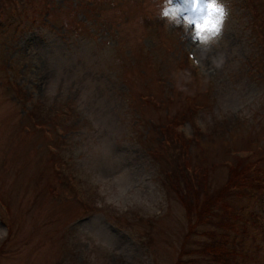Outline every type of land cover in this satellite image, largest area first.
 <instances>
[{
  "label": "rangeland",
  "instance_id": "rangeland-1",
  "mask_svg": "<svg viewBox=\"0 0 264 264\" xmlns=\"http://www.w3.org/2000/svg\"><path fill=\"white\" fill-rule=\"evenodd\" d=\"M17 1L0 20V264H174L187 221L159 175L183 160L222 161L227 147L254 142L264 154V19L250 8L264 17V0H221L219 33L199 38L189 20L200 14L184 11L183 0ZM185 42L207 76L197 118L209 133L180 147L161 128L200 90L183 64ZM7 58L14 82L50 106L63 138L58 157L25 118L31 100L23 107L8 88ZM228 176L217 168L212 186ZM227 202L264 217V194ZM242 242L246 257L235 264H264L253 228Z\"/></svg>",
  "mask_w": 264,
  "mask_h": 264
},
{
  "label": "trees",
  "instance_id": "trees-1",
  "mask_svg": "<svg viewBox=\"0 0 264 264\" xmlns=\"http://www.w3.org/2000/svg\"><path fill=\"white\" fill-rule=\"evenodd\" d=\"M6 1L0 0V8L5 6ZM248 1L251 3V0ZM250 8L254 19L260 17L264 19L253 4ZM183 59L186 70L195 76L193 69L188 66L185 58ZM203 79L205 81L207 78ZM205 82L199 83L200 90L185 96V109L180 110L177 116L167 115L166 124L161 128L164 137L180 147L199 142L200 137L204 138L203 132L192 120L198 108L202 106L197 99L200 94H205ZM27 114L31 117L34 115L32 110ZM185 122L191 126L192 135L189 137H185L177 129V126ZM146 152L151 153L150 149ZM225 153L230 157L222 161L207 164L206 160H203L193 166L187 160H183L172 172L159 175L161 181L167 182L180 200L187 221L188 231L183 236L184 244L181 245L174 264L238 263L246 257L242 250V241L250 228L255 230L264 249V235L257 222V211L252 209L247 214L248 217H245L235 212L234 207L227 202V199L232 197H244L249 201L264 194V158L252 157L250 154H232V149H227ZM222 166L227 168L229 176L220 186L214 187L210 175ZM198 227L204 228L199 232L202 239L194 240L192 237L197 233ZM189 239L193 240L196 246H186L185 242Z\"/></svg>",
  "mask_w": 264,
  "mask_h": 264
},
{
  "label": "snow or ice",
  "instance_id": "snow-or-ice-1",
  "mask_svg": "<svg viewBox=\"0 0 264 264\" xmlns=\"http://www.w3.org/2000/svg\"><path fill=\"white\" fill-rule=\"evenodd\" d=\"M170 2V0H169ZM210 0H204V3L201 4V0H183V3L187 6L184 8V11L189 13H199L200 21L198 20H189V23L193 25L194 37L199 38L201 34L205 31L212 32L214 35L219 33L220 31V17L215 12L213 13L214 20L211 25L205 24V17L208 15L207 5ZM200 4V7H196V5ZM170 13L168 11H164L162 13V18L169 17ZM187 19V17H185Z\"/></svg>",
  "mask_w": 264,
  "mask_h": 264
},
{
  "label": "clouds",
  "instance_id": "clouds-1",
  "mask_svg": "<svg viewBox=\"0 0 264 264\" xmlns=\"http://www.w3.org/2000/svg\"><path fill=\"white\" fill-rule=\"evenodd\" d=\"M207 9L208 15L205 17V24L211 25L213 23L214 12L219 15L221 21L227 17L226 6L221 3V0H210L207 5Z\"/></svg>",
  "mask_w": 264,
  "mask_h": 264
}]
</instances>
